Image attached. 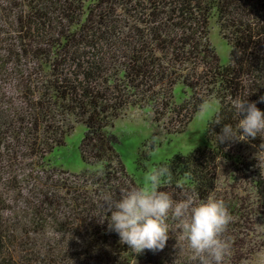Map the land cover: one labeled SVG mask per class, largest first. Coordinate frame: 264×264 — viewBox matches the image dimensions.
<instances>
[{"label":"trees","instance_id":"1","mask_svg":"<svg viewBox=\"0 0 264 264\" xmlns=\"http://www.w3.org/2000/svg\"><path fill=\"white\" fill-rule=\"evenodd\" d=\"M212 20L226 63L209 41ZM235 97L264 111V0H0V264H198L171 217L162 249L131 253L107 228L100 194L142 185L163 165L173 200L225 203L226 237L245 210L242 198L233 204L238 180L264 214L261 160L238 155L244 144L264 156V133L216 138L236 122ZM207 102L216 110L199 145L155 162L156 146L143 143L136 173L125 168L113 125L126 111L148 110L163 132L181 134ZM75 125L88 166L78 172L52 156ZM221 162L234 176L229 196L217 194Z\"/></svg>","mask_w":264,"mask_h":264},{"label":"clouds","instance_id":"2","mask_svg":"<svg viewBox=\"0 0 264 264\" xmlns=\"http://www.w3.org/2000/svg\"><path fill=\"white\" fill-rule=\"evenodd\" d=\"M231 108L236 122L222 123L217 140L242 141L264 133V111L255 102L235 97ZM239 114H243L242 118H238ZM168 177L169 169L162 165L149 172L142 185L101 193L99 203L107 228L131 253L159 250L168 239L167 221L171 217L178 221L186 247L198 264H224L230 249V238L224 233L231 221L225 203L214 195L198 199L187 194L181 200H173L169 192L161 190Z\"/></svg>","mask_w":264,"mask_h":264},{"label":"rangeland","instance_id":"3","mask_svg":"<svg viewBox=\"0 0 264 264\" xmlns=\"http://www.w3.org/2000/svg\"><path fill=\"white\" fill-rule=\"evenodd\" d=\"M209 41L215 48L221 63L228 60L227 46L217 33V26L214 20L210 22ZM6 88H11L7 86ZM216 110L215 102H207L199 111L194 119L189 123L185 131L181 134H168L157 127L152 122V115L148 110L130 109L126 111L120 119L116 120L113 125L114 133L119 137L120 144L117 146V152L122 159L125 168L131 172H135V159L137 157L138 148L141 144H154V155L152 160L155 162L163 161L176 151H188L190 148L200 144L203 132V124L211 118ZM84 127L75 125L71 134L65 140V146L52 154L54 160L67 167L66 162L71 163L70 168L73 171H82L88 166L81 162L77 150L78 144L83 137ZM237 148V147H236ZM257 150L248 149L244 144L238 147V155L245 157L247 161L261 160L262 178H264V156L259 154ZM218 173V193H225L229 196L232 192L231 182L233 181L232 169L229 165L220 163ZM238 182V191H234L232 197L235 198L233 204L235 208L239 206V200L242 198L244 203L242 220L236 218L237 225L229 231L230 249L227 256H232L235 252L236 264H264V214L256 212V200L253 198V190L251 185L243 181ZM241 213V212H240ZM238 220V221H237ZM181 250V248H180Z\"/></svg>","mask_w":264,"mask_h":264}]
</instances>
